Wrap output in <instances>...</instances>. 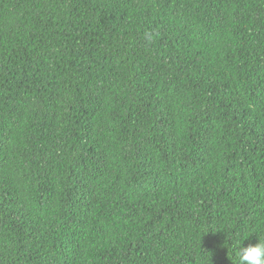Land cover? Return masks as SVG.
Wrapping results in <instances>:
<instances>
[{"label":"trees","instance_id":"obj_1","mask_svg":"<svg viewBox=\"0 0 264 264\" xmlns=\"http://www.w3.org/2000/svg\"><path fill=\"white\" fill-rule=\"evenodd\" d=\"M257 235L264 0H0V264H238Z\"/></svg>","mask_w":264,"mask_h":264},{"label":"clouds","instance_id":"obj_2","mask_svg":"<svg viewBox=\"0 0 264 264\" xmlns=\"http://www.w3.org/2000/svg\"><path fill=\"white\" fill-rule=\"evenodd\" d=\"M238 264H264V235H257L255 243L239 246Z\"/></svg>","mask_w":264,"mask_h":264}]
</instances>
